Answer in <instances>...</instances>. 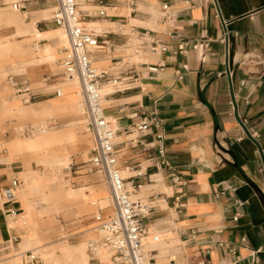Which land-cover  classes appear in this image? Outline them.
Listing matches in <instances>:
<instances>
[{
  "label": "crops",
  "instance_id": "0c3cea01",
  "mask_svg": "<svg viewBox=\"0 0 264 264\" xmlns=\"http://www.w3.org/2000/svg\"><path fill=\"white\" fill-rule=\"evenodd\" d=\"M83 2L86 10L90 6L104 11L99 16L78 6L81 21L95 22L96 30L105 29L98 33V46L90 52L92 63L98 70L106 65L108 70L102 71L122 80L116 86H102L105 115L120 135L118 140L126 138L116 143L118 164L122 172L141 167L145 176L132 196H146L155 205L146 222V238L153 241L156 235L158 242L147 255L154 264L158 260L161 264H264V0H133L132 6L131 0ZM15 3L24 10L17 14L12 7ZM49 5L39 0H0V58L23 53L31 46L30 56L37 64L30 73L21 70L0 81V124L21 121L9 106L23 110L29 115L26 120H32L47 108L35 111V106L64 94L65 75L47 66L55 63V49L60 46L57 31L62 30L45 19ZM164 6L172 13L167 20L161 18ZM135 34L139 38L135 55L141 57L134 63L137 78L132 64L123 63ZM151 40L166 51H150ZM150 66L158 67L156 72H148ZM10 76L24 93L16 94L8 84ZM152 112L162 121L170 168L155 169V150L142 153L127 143L134 126ZM159 133L161 129L152 127L143 142H152ZM5 137L0 133V192L12 176L20 181L14 203L3 205L0 199V248L15 246L24 252L48 254L87 244L96 226L112 213L104 201L107 192L95 188L104 184L76 171L77 167L71 166L68 172L65 168L63 181L73 184L67 185L73 193L65 195L64 188L59 197L67 199L39 208L38 200L30 196L44 188L41 184L51 174L43 180L34 168L62 167L69 161L52 157L49 145L42 144L38 135L19 144L14 137ZM170 173L178 177L181 187L172 186ZM27 175L37 178L36 186L28 184L30 178L25 181ZM178 190L180 214L174 208ZM149 191L158 195L155 201L147 196ZM65 208H73L76 219L66 224L69 235L48 248L42 230L52 226L44 218L49 213L55 222L56 211ZM8 209L16 210V216L9 218ZM72 238L79 239L67 242Z\"/></svg>",
  "mask_w": 264,
  "mask_h": 264
},
{
  "label": "built area",
  "instance_id": "2783aa9c",
  "mask_svg": "<svg viewBox=\"0 0 264 264\" xmlns=\"http://www.w3.org/2000/svg\"><path fill=\"white\" fill-rule=\"evenodd\" d=\"M103 1V0H96ZM133 0L129 2L133 5ZM57 7L52 12L51 21L57 27L65 32L69 42L68 47L59 50L58 67L68 79H75L80 83L83 96L85 112L82 116L84 126L90 132L93 139L94 147L91 150V156L87 161L81 162L80 166H75L76 171H83L86 175H97L100 182L105 185L109 192L108 203L112 209L111 215L104 222L95 228V237L87 243V254L90 264H101L98 254L101 250H105L110 257L112 264H154V261L144 251V238L148 231L146 222L150 218V213L155 205L152 202L142 199H132L141 187L140 180L145 176L141 172V167L131 171V175L122 176V169L118 164L119 153L116 149L117 144L114 142L116 131H113L110 122L105 115L104 106L102 104L101 88L104 84H112L116 86L122 80L114 78L105 71L98 70L92 63L90 52L98 46L99 34L88 30L80 25V14L77 11V0H56ZM14 9L24 10L20 4H12ZM99 16H104V11H98ZM172 16L163 7L161 18L167 20ZM150 51H166V47L158 45L154 40L149 41ZM180 52L182 48L179 49ZM122 64V63H121ZM133 73L136 75L134 64ZM158 67L150 66L148 72H156ZM184 72L187 71L185 66L182 67ZM178 79H182V74L178 75ZM8 84L16 89V94H21L20 87L16 83L15 77L10 76L7 79ZM24 101V100H23ZM152 127L161 129L155 139L150 143H144L143 137L150 131ZM136 137L127 140L132 147H139L142 153H148L155 150L157 154V162L152 163L155 169L160 166H168L165 160L164 136L162 129V121L152 112L149 116H145L139 123L134 126ZM23 133L27 136L36 133V129L28 126L23 129ZM264 155V150H262ZM65 170L71 171V168ZM264 171L261 169V172ZM172 186L181 187L178 177L174 173L168 175ZM73 186L70 182L66 181ZM19 187V179L12 176L7 185L0 192L1 204L9 205L17 200V189ZM174 205L177 214L182 211V205L179 204V194L176 191ZM158 195L151 194L149 198L156 200ZM8 217H15L17 211L8 209ZM176 220V218H175ZM234 220H237L235 215ZM244 242V239H241ZM153 242H158V237L153 236ZM9 249V248H8ZM233 248L230 250L233 252ZM21 264H41L39 257L32 251L18 253Z\"/></svg>",
  "mask_w": 264,
  "mask_h": 264
},
{
  "label": "rangeland",
  "instance_id": "374dc122",
  "mask_svg": "<svg viewBox=\"0 0 264 264\" xmlns=\"http://www.w3.org/2000/svg\"><path fill=\"white\" fill-rule=\"evenodd\" d=\"M40 2L43 3H50L49 5V11H48V16L45 18L47 20H50L52 17V12L55 10V8L57 7V2L56 0H39ZM81 6L82 10L90 13V14H95L98 13L96 12L99 11V9L96 8H91L90 6L88 7V10H86V6L84 5V2H81L80 0H78V6ZM80 8H78L79 14L82 12ZM95 11V12H94ZM108 14H111L112 12H107ZM156 14H158V11L156 12ZM155 14V15H156ZM29 19V17H27L25 19V21L27 22ZM84 22V21H83ZM86 23V22H85ZM83 27H86L88 30L92 31V32H96V33H102L105 29L102 30H96L95 28H97L98 26L93 24V25H84ZM108 27H113L116 29V27L113 25L108 26ZM56 29V27H54ZM62 32H64L63 30H60ZM124 33L126 34H130V30L128 28H124L122 30ZM65 35V32H64ZM139 38H137L136 34L131 36V41L129 42V50H128V54H126L123 58V63L125 62H129L130 64H134V63H138L141 59V57H137L135 55V52L137 50V48H139L138 41ZM63 46H57V48L55 49V56H56V60L55 63L48 65L50 71H60V68L57 65V61L59 59V50L62 49ZM33 52V49L31 46H27L25 51L23 53H19V54H14L11 57H1L0 58V70L3 71L2 76L0 75V81L5 80L6 76L9 74H20L21 70L26 72V73H30L31 69L36 67V63H34L32 61V58L30 56V54ZM95 66V64H93ZM96 67V66H95ZM117 68L121 67V64H118V66H116ZM99 70H108V68H106V65L99 67ZM61 74V72H59ZM2 77V78H1ZM64 94L60 95V97L55 98L51 101H47L44 104H39L37 106H35V111H39L41 110L43 107H48V106H55V107H64L65 109L64 111H62L60 114L58 115H52V116H48L47 120H42L40 117L36 116L34 119L32 120H26V121H17V120H12V121H8V122H3L2 124H0V133L6 134L8 139H11L12 137H17L18 134H21L22 136H24L25 134L23 133V129H25L28 126H36L39 127V129L41 128V124L43 123V121L46 123L47 129L49 130L50 133L54 132V133H59L61 135L70 133L73 134L75 139L78 141L79 146L77 148V151L73 152L70 154L71 156V160L68 162L67 165H64L62 167H56L50 164H46L44 165V167H39L36 166L34 168V170H36L39 173V177L44 179H47V175L51 174L50 180L46 181L43 183V185L41 184V187L43 189H41L40 191H37L35 193H33V196H30L32 199L34 200H38L39 204V208L41 207H50V206H56L58 201H60V199L65 200L67 199L66 197H59L60 192H62L65 189H69L70 187L67 186L68 183L63 181V176L66 173V171H64L65 168L71 167L68 166L70 163L71 165H78L80 166L81 162L87 161L89 159V157L91 156V150L94 147L93 144V139L91 137L90 132L86 129V127L84 126V122H83V113H81L78 116H73L72 115V110L73 108V96L71 95V90L76 86H78L77 83L75 82H69L68 79L65 76V81H64ZM62 86V87H63ZM80 89V101H82V92H81V88L80 86H78ZM47 89V88H46ZM12 97L17 100V102L19 104H22V100H20L21 98H16L15 96L12 95ZM12 107V106H10ZM83 107H84V102H83ZM64 112H66L64 114ZM73 118H77V120L74 121V125H68L70 124L69 121H71ZM35 127V128H36ZM39 135H42L39 133ZM27 136V135H25ZM136 137V133H133V135L129 138H133ZM126 138L122 137V139L120 140H115V143H119L124 141ZM68 146H70L68 144ZM7 148V147H5ZM75 168V166H73ZM68 172V171H67ZM60 173V177H57L56 174ZM91 176L95 177L98 181H100V178L97 177V175H93L91 174ZM31 179V181H27L28 179ZM20 181V180H19ZM25 181L28 182V184L30 183V186L32 184V186H36L37 185V178L35 176L32 175H27L25 177ZM48 183V185H44ZM28 186H26V184L24 185V188L26 189ZM65 188V189H64ZM97 189L100 190H104L107 192L106 195V199H109V195H108V191L107 188L104 185H99L97 187H95ZM152 193V191H149L147 193V196H149ZM142 200L147 199L146 196H143L141 198ZM108 205H110L108 203ZM58 212V213H57ZM56 215L58 216L57 221L53 222L51 215L48 213V216H46L44 218V221H46L48 224V226H52V229L47 228V227H43L42 233L46 234V244H49L47 247H56L60 244L61 238L63 235H69L67 233V230L69 228H65L66 224L68 223H72L73 221H75L76 219V212L75 210H73V208H65V209H61L59 211H56ZM60 226H63L65 229V232L61 229ZM23 229V228H22ZM24 230V229H23ZM50 231V232H49ZM25 232V231H24ZM49 232V234H47ZM24 234V233H23ZM22 234V235H23ZM21 235V236H22ZM95 235V233H94ZM95 236H93L94 238ZM92 238V239H93ZM21 239V238H20ZM79 239V238H78ZM75 239H71L67 242L69 243H75L78 241ZM56 241V242H53ZM52 242V243H51ZM24 252L22 249L18 248L16 249L15 246H10V248L8 250H2L0 248V264H21L20 261V257L18 255V253H22ZM33 252V251H32ZM146 254L147 253H151V251L146 247ZM36 255L39 257V260L41 262V264H48L47 262H45L39 252L36 250ZM100 258V257H99ZM109 259V257H108ZM101 260V264H107V262H105L104 260ZM110 260V259H109Z\"/></svg>",
  "mask_w": 264,
  "mask_h": 264
},
{
  "label": "bare ground",
  "instance_id": "6f19581e",
  "mask_svg": "<svg viewBox=\"0 0 264 264\" xmlns=\"http://www.w3.org/2000/svg\"><path fill=\"white\" fill-rule=\"evenodd\" d=\"M80 1L83 2L84 0H80ZM77 5H78V0H77ZM14 10L17 13V11L19 9H14ZM77 11H78V7H77ZM78 13H79V11H78ZM86 24L97 25L95 22H93V23L86 22L85 23V22L80 20L81 26H84ZM33 32H34V35L36 36L37 35V29L35 27L33 28ZM57 34L59 36L60 46L68 47L69 42L66 38V35H64V32L58 30ZM68 81L69 82H75L78 84V86H80V83L75 79H68ZM78 86L77 87L75 86L71 90V95L73 96L72 105L74 108L71 113L73 116H78L81 113L84 114V112H85V108L83 107V96H82V101H80V92H79L80 89H78L79 88ZM102 88H101V95H102V104H103V101H104L103 95L106 92V90H104V87H102ZM64 109H65V106L64 107L48 106L47 108H44L41 111H39L38 113H36L35 116H38L42 120L45 121V120H47L48 116L58 115L62 111H64ZM11 110L13 113H18L19 118L21 119V122L26 121L27 116H29L26 112H24L21 109H17L16 107L12 106ZM75 120H77V118H73L71 121H69V123L70 122L71 123L68 125H74ZM44 121L41 124L42 129H39V127H36V126H32L34 128L36 127L35 128L36 129L35 134L29 135V136H25V135L22 136L21 134H18L17 137H14V139H17L16 141L19 144V143L24 142V140L28 141L31 137L38 135V137H40V141L42 144L49 145V149L51 150L50 154L52 157H55L56 159H58L60 157V158H63L64 160H66L67 162L70 161V154L77 151V148L79 146L78 141L75 139L74 135L70 134V133L64 134V135H62V137L58 138L57 133H54V132L50 133L49 132V130L47 129L46 123H45L46 121L45 122ZM111 128L113 131H115L114 126H112ZM39 133L42 135H39ZM119 136L115 135V140H118L120 138ZM51 143L55 144L56 147L51 148V146H50ZM68 144L70 146H68ZM129 174H130L129 171L128 172L127 171L122 172L123 177H125ZM72 193H73V190L69 188V189H66L65 195L69 196ZM131 197H132V199H136V197H134V196H131ZM104 201L106 204H108V198L105 199ZM143 242L145 244L144 251H146V247L150 251H152V249L156 246V244L152 241L151 238L145 237ZM39 254H40L41 258L45 262H47L48 264H59L60 261L68 263V264H88V260H89V256L87 254V244H82L81 246H78L76 248L62 249L60 251L59 250L53 251L52 253H48V254H44L43 252L42 253L39 252ZM98 257H100L102 260L107 262V264H112L111 260H109L110 259L109 254L105 250H101L98 254ZM108 257H109V259H108ZM156 264H161V261L158 260Z\"/></svg>",
  "mask_w": 264,
  "mask_h": 264
},
{
  "label": "water",
  "instance_id": "95a60500",
  "mask_svg": "<svg viewBox=\"0 0 264 264\" xmlns=\"http://www.w3.org/2000/svg\"><path fill=\"white\" fill-rule=\"evenodd\" d=\"M261 155H262V161H263V163H264V155L262 154V152H261Z\"/></svg>",
  "mask_w": 264,
  "mask_h": 264
}]
</instances>
